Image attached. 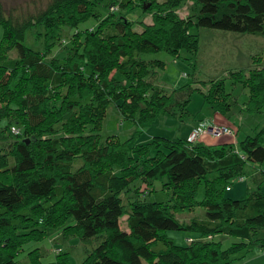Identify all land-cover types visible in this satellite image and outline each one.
I'll use <instances>...</instances> for the list:
<instances>
[{
  "label": "trees",
  "instance_id": "obj_1",
  "mask_svg": "<svg viewBox=\"0 0 264 264\" xmlns=\"http://www.w3.org/2000/svg\"><path fill=\"white\" fill-rule=\"evenodd\" d=\"M185 1L194 13L181 19L177 8ZM136 11L151 22L128 19ZM90 18L96 26L80 30ZM37 27L42 51L25 44L27 31ZM193 27L264 36V0H46L33 12L0 2V264H25L16 260L23 247L51 230L63 240L100 239L80 264H232L239 251H264V237H257L264 231V130L237 143V122L228 126L234 138L136 140L190 89L166 93L155 84L163 62L144 55L177 58L183 51L196 58ZM61 48L58 59L53 53ZM243 72L229 79L248 90L244 109L251 115L264 108V70ZM219 83L214 94L197 91L212 112L229 119L232 103L223 100L230 94ZM110 104L136 126L125 141L101 137ZM11 126L19 133L11 135ZM247 166L260 169L251 173L254 189L226 197L234 182L245 180ZM156 182L167 201L148 200ZM196 206L204 218H176ZM124 217L127 231L120 228ZM169 231L211 239L187 238L179 246ZM226 237L238 243L223 249ZM27 258L26 264H43L39 248ZM46 264H69L68 253Z\"/></svg>",
  "mask_w": 264,
  "mask_h": 264
},
{
  "label": "rangeland",
  "instance_id": "obj_2",
  "mask_svg": "<svg viewBox=\"0 0 264 264\" xmlns=\"http://www.w3.org/2000/svg\"><path fill=\"white\" fill-rule=\"evenodd\" d=\"M0 2L5 9L16 7L33 12L43 7L46 0H0ZM103 13L101 11L102 15ZM193 13L194 9L189 1L182 2L177 8V14L181 19L188 18ZM128 19L131 21H142L146 24L151 22L150 15L142 14L139 11L129 15ZM96 23L97 20L95 18H90L80 25L79 29H92L96 26ZM133 29L137 32L140 31V27L137 24H134ZM38 33H42V29L39 27L28 30L25 44L35 51H42L43 39L41 36H37ZM191 33L197 34L199 39V52L196 58L189 56L183 51L179 52L177 58L162 51L144 55L145 59L163 62L164 67L158 71L155 84L166 93L185 85H190V89L188 88V90H184L178 95L179 104L174 106L169 113L158 117L154 123L142 130L136 139L137 143H146L153 137H163L170 140L186 138L193 124H198L199 120H204L211 116L212 113L209 105L204 103L198 91L207 95L212 92L214 94L216 84L222 80L224 81L225 93L231 95L224 98L223 102L232 103L226 115L234 122H237V125L234 126L236 128V137L233 141L237 143L246 136H254L255 133L264 130V108L255 114L249 115L246 113L244 108L249 100L248 90L242 84H234L229 79L232 73L237 74L242 70H244L243 75L245 77H248L251 73L263 72L264 36L260 34H237L197 27H193ZM1 37L2 30L0 29V39ZM67 41L64 38L62 46L67 45ZM62 51V48L55 50L53 56L62 59ZM185 101L187 103L182 107L181 104ZM4 124L5 122H0V127L4 126ZM196 127L191 129L189 136ZM135 129L136 126L133 122L122 119L116 105L110 104L108 106L102 122V139L108 136H115L120 141H125L134 133ZM10 133L13 135L11 129ZM189 136L186 138L187 140ZM202 140L208 141L210 137H204ZM258 169L253 172L256 174ZM251 173V168L247 166L243 174L245 180L239 182L238 179L234 182L230 191L225 193V196L230 199H238L253 190L254 186L250 179ZM152 188L155 192L149 195L148 200L152 202H165L168 200L167 193L161 190V183H154ZM261 191L264 193V182L261 186ZM128 193L127 195H130L132 191ZM201 198L202 191L200 190L196 199L201 200ZM176 218L183 223H188L191 218L202 219L204 218V209L196 206L190 211L176 213ZM120 228L125 231L128 230L125 224V217L120 220ZM167 235L179 246H185L189 243L186 241L187 238L191 239V241L193 238L202 241L211 239V237L200 238L186 232L169 231ZM257 237L263 238L264 231H259ZM99 242L100 239H93L90 244H85L74 237L63 240L61 232L51 230L48 238L43 241L33 242L24 246L23 252L17 256L16 260L26 264L28 262L27 252L31 249L39 248L42 253L41 261L43 264L53 262L55 255L59 252L68 253L69 264H80ZM221 242L222 248L227 249L231 244L238 243V239L226 237ZM233 259L232 264H264V251H260V249L250 253L239 251L233 255Z\"/></svg>",
  "mask_w": 264,
  "mask_h": 264
},
{
  "label": "built area",
  "instance_id": "obj_3",
  "mask_svg": "<svg viewBox=\"0 0 264 264\" xmlns=\"http://www.w3.org/2000/svg\"><path fill=\"white\" fill-rule=\"evenodd\" d=\"M12 133L18 134L19 131L15 127L11 128ZM235 137V131L232 127L228 126H217L211 123H208L207 121L199 123L198 127L195 128L189 138V142H194L197 139H200L202 137H210V138H220V137Z\"/></svg>",
  "mask_w": 264,
  "mask_h": 264
},
{
  "label": "crops",
  "instance_id": "obj_4",
  "mask_svg": "<svg viewBox=\"0 0 264 264\" xmlns=\"http://www.w3.org/2000/svg\"><path fill=\"white\" fill-rule=\"evenodd\" d=\"M204 120H206L207 122L209 121V122H211V123H213L214 125H217V126H232V123H234V121L231 120L230 118L228 119V118L222 116L221 114H219L217 112H212L211 116L205 118ZM195 126H197V123L193 124L191 129H193ZM191 129L189 130L186 138L189 136V133H190ZM254 168H256V167H253L251 169H254Z\"/></svg>",
  "mask_w": 264,
  "mask_h": 264
}]
</instances>
